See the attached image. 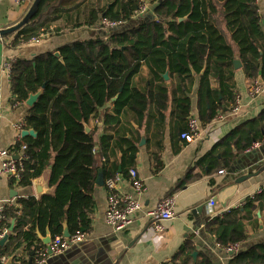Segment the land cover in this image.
Instances as JSON below:
<instances>
[{
  "label": "trees",
  "instance_id": "1",
  "mask_svg": "<svg viewBox=\"0 0 264 264\" xmlns=\"http://www.w3.org/2000/svg\"><path fill=\"white\" fill-rule=\"evenodd\" d=\"M144 2L155 7L154 20L106 39L97 37L61 47L63 62L54 53L33 60L14 59L10 80L16 102L26 103L31 95L42 94L30 108L24 126L36 137L19 141L9 150L12 155L22 153L24 165L20 180L13 182L29 187L50 168L49 185L54 192L40 199L21 198L16 205L3 208L0 241L6 230L8 242L0 246V261L27 233L45 235L49 231L55 238L63 235L64 223L71 236L91 231L99 172L96 150L100 148L106 159L102 169L107 179H129L138 152L135 140L127 137L129 130L104 133L97 144L100 128L114 130L130 120L141 126L156 118L155 113L163 120L172 100L177 108L174 115L186 123L180 133L187 131L191 106L187 94L196 75L201 76V124L211 122L227 105L235 106V53L211 20L218 4L238 47L245 76L252 85H259V76L264 82V33L256 0H40L29 24L5 39L17 48L65 31L94 28L103 20L128 24ZM166 73L172 89L167 86ZM85 125L91 132H86ZM263 140L264 109L217 143L202 160V173L189 171L175 190L230 168ZM115 151L121 154L120 161L108 168L106 154ZM152 157L158 173L163 163L158 154ZM263 209L264 190L240 208L214 218L206 230L221 247L245 244L250 228L258 230L257 213ZM164 264L214 263L187 240ZM229 264H264V242L250 248L245 245Z\"/></svg>",
  "mask_w": 264,
  "mask_h": 264
},
{
  "label": "crops",
  "instance_id": "2",
  "mask_svg": "<svg viewBox=\"0 0 264 264\" xmlns=\"http://www.w3.org/2000/svg\"><path fill=\"white\" fill-rule=\"evenodd\" d=\"M33 2L34 0H27L24 4L18 5L12 0H0V30L17 25L25 17ZM256 4L264 33V0H256ZM150 13L149 9L145 16H150ZM153 15L155 16L154 13ZM145 16L136 23L131 21L126 26L131 28L145 22ZM211 20L233 49L235 60H240L238 47L226 27L221 4H218V11L211 17ZM98 25L94 28L65 31L58 36L45 37L43 40L17 48L10 45V39H0V153L10 150L17 142L29 138L23 137V132L19 133L15 126L25 123L31 108L26 103L17 106L12 101L11 80L4 71L5 63L8 60L19 59L21 56H24L26 60H33L35 57L47 53L55 54L61 47L77 41L105 37L106 32ZM235 72V106L227 105L222 113L205 125L201 124L199 119L201 76L194 73L195 81L187 94L191 102L188 120L193 116L198 118L202 128L201 137L194 143L188 144L180 138L181 129L186 126V123L174 115L177 108L172 100L168 103L163 120L158 118L155 107L152 105L151 112L155 113L153 117L156 118L148 122L144 121L141 126L130 120L129 124L123 123L114 130L100 128L96 132L97 144L104 133H124L128 130V139H134L137 144V161L133 169L137 170L138 176L144 184L143 194L136 196L129 179L118 177L113 180H115L114 191L116 193L134 195L140 200L141 212L124 230H115L108 225L105 214L111 191L107 187L109 179L104 176L102 169L106 159L101 156V150L98 148L96 158L99 167L98 175L101 173V177L99 183H96L94 191L95 206L91 231L85 234L83 242L71 246L64 252L47 254L43 264H164L171 260L187 240L193 241L197 249L208 256L214 264H229L228 255L208 233L206 226L214 218L232 209L240 208L248 198L263 194L264 170L258 176L240 184L234 182L239 175H230L229 168L220 169L212 174L202 176L201 179L186 185L183 189L175 190V188L189 171L193 170V173L201 174L203 169L199 166L213 147L240 125L256 118L264 109V82L252 85L251 80L245 76L243 64ZM166 82L168 88L172 89L170 78ZM214 83V87H216L217 84ZM255 86L259 87L257 94H253ZM92 127H94L93 123ZM143 137L145 141L141 145ZM152 154L154 156L158 154L163 163V169L158 173L154 171ZM15 156H20L18 161L21 162L22 153L12 155L13 158ZM106 156L108 159L106 166L110 168L113 162L120 161L121 154L115 151L109 152ZM240 157L232 166L240 169L252 162L259 161V165L264 167V145L252 149L250 152L247 151ZM221 170H225V174L220 175ZM50 174L51 169L49 168L41 178L36 179L31 186L26 188L17 186L16 182H13L14 180L8 175L0 176V207L16 205L17 200L21 198L40 199L43 195L52 194L54 188L49 185ZM169 197L175 199L173 210L175 218L170 221L150 219L147 214ZM211 200L215 202V206L212 208L209 207ZM201 205V212L194 215L192 211ZM258 213L261 214L260 218ZM258 213L260 226L258 230L253 229L254 227L250 228L249 237L244 244L249 248L264 242V209ZM160 225L162 230H157V226ZM47 234L48 231L45 235L25 234L12 246L11 254L5 256L6 263L11 258L12 264H30L31 261L33 263L36 259V251L48 247L39 237H46ZM6 235L4 234V236ZM33 252L35 255L32 256Z\"/></svg>",
  "mask_w": 264,
  "mask_h": 264
},
{
  "label": "built area",
  "instance_id": "3",
  "mask_svg": "<svg viewBox=\"0 0 264 264\" xmlns=\"http://www.w3.org/2000/svg\"><path fill=\"white\" fill-rule=\"evenodd\" d=\"M18 5L24 4L27 0H12ZM149 10V6L146 2L143 3L141 8L135 13L132 21H138L142 19L147 11ZM126 24L119 22H110L108 20H103L99 23V28L104 31L119 29L124 27ZM14 60H8L4 65V71L9 76L11 75L12 65ZM259 92V87L255 86L253 88V94H257ZM12 101L15 102L17 106L21 105V102H16V98L13 96ZM0 104H1V96H0ZM0 115H1V105H0ZM25 123L16 124V129L19 133L25 131L24 129ZM202 134L201 124L199 119L196 117H190L188 122V130L180 134V138L187 142L188 144L196 142ZM264 145L263 142L256 143L252 149L260 148ZM250 149L248 152H250ZM1 164H0V176L8 175L13 180H20L21 173L24 170V165L22 161H17L12 157V154L7 151H2L0 153ZM220 175L225 174V170H221L219 172ZM130 184L136 196H140L143 194L145 187L143 182L138 176V172L135 169H131L129 173ZM107 187L111 191L107 211L105 214V219L108 225L112 226L115 230H124L129 225L133 223L137 215L141 212L142 205L139 199L134 195H119L114 191L115 180L109 179L107 181ZM174 204L175 199L173 197H169L164 199L160 204L152 211L147 214L150 219H155L157 221H170L175 218L174 214ZM215 206V202L211 200L209 202V207L212 208ZM3 208L0 207V220L4 218ZM157 230H162V226H157ZM7 231L5 230L6 234ZM2 235V237L4 236ZM85 240V236L83 234L77 233L70 238H65L63 235L56 236L52 239V242L45 249H39L36 251V259L32 264H43L45 262V257L49 252L52 254H59L69 249L71 246L79 244ZM227 255L228 260H232L236 255L239 254L241 250L244 249V244H229L227 247L219 246ZM0 264H6V259H2Z\"/></svg>",
  "mask_w": 264,
  "mask_h": 264
},
{
  "label": "water",
  "instance_id": "4",
  "mask_svg": "<svg viewBox=\"0 0 264 264\" xmlns=\"http://www.w3.org/2000/svg\"><path fill=\"white\" fill-rule=\"evenodd\" d=\"M39 2L40 0H34L31 8L29 9V11L27 12V14L25 15V17L15 26H12L10 28H7V29H1L0 30V39L2 38H7L9 37L10 35L16 33L17 31H19L20 29H22L23 27H25L26 25L29 24V22L32 20V18L36 15V13L38 12V7H39ZM149 9L151 10V13H150V16H145V22H148L150 20H154L155 19V16L153 15L154 13V10H155V7H152L149 5ZM186 18H183V19H180L179 21L182 22L184 21ZM132 23H136L135 21H133ZM128 29V26H124L122 28H119V29H113V30H108V31H105L106 33H110V34H114V33H117V32H124V30H127ZM57 58H59L62 62H63V59L61 57V53L60 52H56L54 54ZM19 59H24V56H21L19 57ZM234 66H235V69L236 70H239L242 66V63L240 60L236 59L234 60ZM165 80H168L169 79V75L168 73L165 74L164 76ZM258 83L259 84H262L263 83V80L261 78V76H259V79H258ZM45 86H43L44 88ZM42 94V91L38 92L37 94L35 95H31L29 97V99L27 100L26 104L28 107H33L34 104L37 102L38 98L41 96ZM85 129H86V132L89 133L91 132V129L88 127V125H85ZM23 137H36V134L34 131L32 130H25L23 133H22ZM145 141V138L143 137L142 138V143L141 145L144 143ZM241 158V157H240ZM15 160H20V156H15L14 157ZM242 159V158H241ZM237 164V163H236ZM259 161H255V162H252L250 165L246 166V167H243V168H237L235 167L234 165L231 166L229 168V171L228 173L230 175H239L237 176L238 178H236L234 180V182H237V183H243L244 181H247L251 178H254L256 176H258L264 169V167L262 165H259ZM256 165H259V166H256ZM101 177V173H99L98 177H97V181L96 183L98 184L99 182V178ZM202 210V205L201 206H198L197 208H195L192 213L194 215H196L197 213L201 212ZM258 216L259 218L261 217V214L258 213ZM260 223H262V221H260ZM13 224L12 223V226L10 228V230L12 231L13 229ZM63 236L65 238H70L71 235L69 233V230H68V227H67V224L64 223V232H63ZM40 237V240L43 242V244L45 246H49L50 243L52 242V236L50 235L49 231H48V234L46 235V237ZM8 240V236H4V238L1 240L0 242V245H4L5 242H7ZM245 247V246H244ZM242 251V250H241ZM240 251V252H241ZM50 255H53L52 252H49ZM35 255V252L32 253V256ZM197 256H198V253L195 252L193 254V258L194 260L196 261L197 260ZM6 264H12V258L8 260V262ZM30 264H32V261L30 262Z\"/></svg>",
  "mask_w": 264,
  "mask_h": 264
},
{
  "label": "rangeland",
  "instance_id": "5",
  "mask_svg": "<svg viewBox=\"0 0 264 264\" xmlns=\"http://www.w3.org/2000/svg\"><path fill=\"white\" fill-rule=\"evenodd\" d=\"M111 34L110 33H106V35H105V37H102V38H104V39H106V38H108L109 36H110ZM44 39V38H43ZM42 39V40H43ZM77 234V233H76ZM81 234V233H80ZM84 235V234H83ZM85 236V235H84ZM3 239V238H2ZM77 245V244H76ZM49 254V253H48ZM2 259H7L6 257H3ZM1 259V260H2Z\"/></svg>",
  "mask_w": 264,
  "mask_h": 264
}]
</instances>
